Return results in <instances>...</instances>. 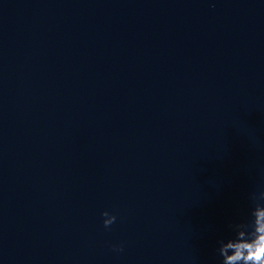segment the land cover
I'll use <instances>...</instances> for the list:
<instances>
[{
	"label": "water",
	"instance_id": "95a60500",
	"mask_svg": "<svg viewBox=\"0 0 264 264\" xmlns=\"http://www.w3.org/2000/svg\"><path fill=\"white\" fill-rule=\"evenodd\" d=\"M261 191L264 0H0V264H221Z\"/></svg>",
	"mask_w": 264,
	"mask_h": 264
},
{
	"label": "clouds",
	"instance_id": "9594fccd",
	"mask_svg": "<svg viewBox=\"0 0 264 264\" xmlns=\"http://www.w3.org/2000/svg\"><path fill=\"white\" fill-rule=\"evenodd\" d=\"M254 207L251 209V219H244L232 226V233L226 239L219 241L217 249L222 258L221 264H264V191L251 197ZM103 225L109 228L117 217L105 211ZM114 251H123L124 245H112Z\"/></svg>",
	"mask_w": 264,
	"mask_h": 264
}]
</instances>
